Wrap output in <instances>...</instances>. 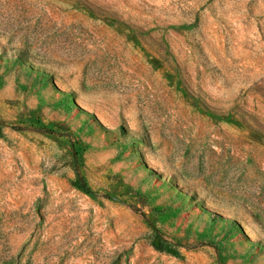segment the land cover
<instances>
[{
  "label": "rangeland",
  "instance_id": "374dc122",
  "mask_svg": "<svg viewBox=\"0 0 264 264\" xmlns=\"http://www.w3.org/2000/svg\"><path fill=\"white\" fill-rule=\"evenodd\" d=\"M0 264H264V0H0Z\"/></svg>",
  "mask_w": 264,
  "mask_h": 264
},
{
  "label": "trees",
  "instance_id": "16d2710c",
  "mask_svg": "<svg viewBox=\"0 0 264 264\" xmlns=\"http://www.w3.org/2000/svg\"><path fill=\"white\" fill-rule=\"evenodd\" d=\"M76 185L78 186L79 189H81L82 191L88 193V194H92V191H90V189L82 182V181H78L76 182ZM153 247L158 250V251H164L163 246L159 243L158 241H154L153 242Z\"/></svg>",
  "mask_w": 264,
  "mask_h": 264
}]
</instances>
